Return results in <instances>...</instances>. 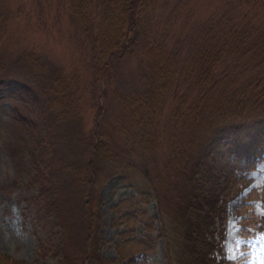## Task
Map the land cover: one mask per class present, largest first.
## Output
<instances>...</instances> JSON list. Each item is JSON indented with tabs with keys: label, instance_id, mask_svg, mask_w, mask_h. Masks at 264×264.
Masks as SVG:
<instances>
[{
	"label": "rangeland",
	"instance_id": "obj_1",
	"mask_svg": "<svg viewBox=\"0 0 264 264\" xmlns=\"http://www.w3.org/2000/svg\"><path fill=\"white\" fill-rule=\"evenodd\" d=\"M114 1L0 0V254L20 264H81L89 231L99 255L117 259L122 228L112 224L110 207L119 195L137 198L140 191L148 203L121 243L126 259L167 264V248L183 232L190 180L201 178L193 177L201 154L174 162L183 156L172 150L186 125L175 110L184 114L194 104L200 112L212 86L217 100L264 90V40L253 52L242 42L264 37V0H148L130 54L118 60L109 50L101 57L109 37L105 5ZM235 36L239 47L214 66L208 83H196L201 65L185 75L199 50ZM155 55L173 73L170 91L154 124L136 127L120 101L145 93ZM102 64L110 71L97 81L93 71ZM18 83L28 92L16 90ZM99 139L114 162L93 177L86 168ZM233 181L227 193L215 191L226 203L216 257L222 264H264V153L252 170H235Z\"/></svg>",
	"mask_w": 264,
	"mask_h": 264
},
{
	"label": "trees",
	"instance_id": "obj_2",
	"mask_svg": "<svg viewBox=\"0 0 264 264\" xmlns=\"http://www.w3.org/2000/svg\"><path fill=\"white\" fill-rule=\"evenodd\" d=\"M147 2L148 0H115L105 5L102 29L108 33L109 37L101 57L108 53L107 50L115 54L113 60L130 54V47L135 41L134 37L140 26L138 12H142ZM71 9L80 15H84L86 11L81 12L75 4L71 5ZM82 27L84 30L87 29L88 23L83 22ZM232 38L234 40L219 41L213 46L199 50L189 62V71L185 75H193L194 70L201 65L198 67L199 74L196 73V83L200 87L208 83L214 66L222 60H230L233 46L239 47L240 42L236 40L238 37ZM263 40L264 37H261L258 41L251 39L242 42L253 44L250 50L253 52L261 46ZM159 56L155 55L151 58L150 82L145 93L133 100L128 96L121 98L120 101L123 104V113L127 114L129 121L136 127H142L148 122L152 123L151 126L154 124L153 121L159 115L158 111L164 94L170 91L171 80L169 82V79H172L173 73L167 66L161 67L163 60ZM109 71L110 65L102 64L93 72L97 81H103ZM16 87V90L25 91L24 93L29 90L20 83ZM212 90L213 86L202 94L204 97H202L203 106L200 112H195L194 104L186 109L184 114L181 107L175 110L177 118H183L186 125L184 124V133L175 140L177 147L172 150L173 156H183L174 158V162L177 165L181 163V159L192 161L194 156L186 158V155L201 154L199 160L197 159L194 163L196 166L193 174V177L201 174V178L197 183L194 179L190 180L193 186L185 203L183 232L174 238L173 249L167 248V264H222L224 262L222 259H217L216 254L222 251L220 243L226 222V203L223 199H218L219 196L215 191L220 192L221 189L227 193L234 184L235 170L239 169L241 172L252 170L256 164V158L264 153V90L261 93L253 90L252 94V90H245L240 94L234 93L231 97L221 93L218 100L211 95ZM143 132L146 139L148 132L144 130ZM146 140L148 143H153L149 138ZM91 147V159L86 169L94 177L97 172L106 170L107 162H114V157L109 147L100 139L95 140ZM241 156L245 157L243 168L237 164ZM231 158L235 160L231 161ZM185 172L187 173L186 170ZM204 187L207 189L202 191L201 188ZM209 192L215 194L214 199ZM148 195L141 191L137 198L121 194L110 207L112 224L114 223L116 230L122 228L117 235L118 258L106 260L99 255L100 244L98 241L91 240L93 234L89 231L81 264H129L123 250L124 244L121 243L130 236L135 227L133 222L136 221L138 210L148 203L146 197ZM125 260L126 262L123 263ZM0 264L20 263L0 254Z\"/></svg>",
	"mask_w": 264,
	"mask_h": 264
},
{
	"label": "bare ground",
	"instance_id": "obj_3",
	"mask_svg": "<svg viewBox=\"0 0 264 264\" xmlns=\"http://www.w3.org/2000/svg\"><path fill=\"white\" fill-rule=\"evenodd\" d=\"M252 93H253V91L251 92V94H252ZM254 95H255V94H254ZM227 126H228V125H227ZM227 126H226V127H227ZM222 129H223V127H222ZM223 130H224V129H223Z\"/></svg>",
	"mask_w": 264,
	"mask_h": 264
}]
</instances>
